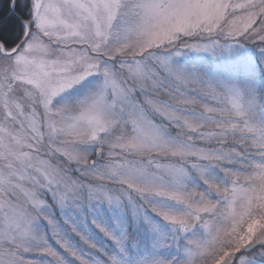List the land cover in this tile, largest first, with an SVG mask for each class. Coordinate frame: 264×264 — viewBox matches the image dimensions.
<instances>
[{"label":"snow or ice","instance_id":"6c2138e0","mask_svg":"<svg viewBox=\"0 0 264 264\" xmlns=\"http://www.w3.org/2000/svg\"><path fill=\"white\" fill-rule=\"evenodd\" d=\"M0 264H264V0H0Z\"/></svg>","mask_w":264,"mask_h":264}]
</instances>
